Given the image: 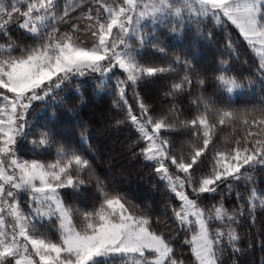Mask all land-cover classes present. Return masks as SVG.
Segmentation results:
<instances>
[{
	"label": "snow or ice",
	"instance_id": "1",
	"mask_svg": "<svg viewBox=\"0 0 264 264\" xmlns=\"http://www.w3.org/2000/svg\"><path fill=\"white\" fill-rule=\"evenodd\" d=\"M93 2L95 9L72 17L83 7L78 0H0V264H184L176 258L180 232L194 264H226V256L232 257L231 264H244L254 244L251 233L241 234L239 227L246 215L255 226L258 210L264 212V191L253 180L256 171H264V104L236 108L232 101L238 90L258 86L264 92V0ZM13 27L22 30L23 41L13 38ZM217 30L225 34L222 52L228 58L222 55L211 71L199 70L184 54L169 58L167 39L191 33L197 42L211 45ZM239 38L258 61L254 73L232 67L233 57L240 58ZM148 49L167 65L148 62ZM172 74L179 79L163 92L171 100L166 110L156 114L137 92L140 114H134L126 99L128 88ZM87 77L115 97L116 109L127 108L126 118L114 126L130 121L139 134L129 148L132 157L142 158L179 200L171 208L175 235L157 231L151 207L137 211L96 174L93 160L79 148L29 120L37 105L62 103L60 93ZM181 96L187 97L194 115L183 116L177 105ZM237 124L244 135L217 147L221 126L235 130ZM180 131L190 135L177 150L173 134ZM29 138L36 157L26 159L19 147ZM81 140L87 141L85 133ZM141 141L144 146L137 153ZM210 148V168L204 171ZM52 149V159L39 158ZM93 181L99 194L93 207L66 203L67 190L83 191ZM240 181L252 185L246 205L229 211L221 185L231 194L233 182ZM204 194H220L221 199L208 206L201 203ZM241 199L237 191V201ZM46 222L55 225V234L43 230ZM160 222L157 216L155 223ZM245 239L247 247L242 246ZM259 247L264 252V238Z\"/></svg>",
	"mask_w": 264,
	"mask_h": 264
},
{
	"label": "trees",
	"instance_id": "2",
	"mask_svg": "<svg viewBox=\"0 0 264 264\" xmlns=\"http://www.w3.org/2000/svg\"><path fill=\"white\" fill-rule=\"evenodd\" d=\"M83 4L82 8H78L76 12L71 13L72 17L80 16L82 12H87L89 7L95 9L96 5L93 0H78ZM84 23L81 27H84ZM64 30V29H62ZM233 31V39L238 38V32ZM167 32V30H165ZM13 38H19L21 41L25 39L22 30L13 27ZM82 38L91 43V37L81 34ZM2 42V41H0ZM29 43L31 41H28ZM169 46V58L174 54H184L194 59L196 67L201 71H211L219 63L221 56L227 59V55L222 52L225 43V34L216 31L215 43L209 45L207 43L197 42L191 33L181 38L177 36L165 41ZM240 47V58L237 60L233 57V69L242 74L254 73L258 65L256 57L248 50L246 43L242 38L238 39ZM148 62L158 65H167L168 61L161 59L159 54L153 55L151 49L146 53ZM247 61V63H245ZM118 71V70H117ZM173 79H179L172 75H164L153 80L142 82L137 89L131 87L127 90L126 99L128 106L133 110L134 114L139 115V103L135 93H139V97L149 106L156 109V114L162 110H166V105L171 100H165L163 92L167 90ZM79 86V90H77ZM211 91V87L209 88ZM64 98L62 103H57L54 107L37 105L36 111L28 118L37 121L38 125L51 128L56 139L65 144H72L80 149L85 155L93 160L96 174L104 179L111 187L122 193L128 201L136 206V210L146 209L149 206L152 210L154 227L157 231H163L166 235H175L177 226L173 222L171 208L179 205L173 193L165 188V185L159 180L151 167L145 165V162L132 157L129 148L138 139L139 134L127 121L115 127V121L125 119L127 108L118 110L113 106L115 97L109 95L107 91L101 92L96 88V82L92 77L81 78L73 81L69 89L61 92ZM220 103H224L220 99ZM233 106L236 108H251L252 106H261L264 104V92L257 86L253 89H245L233 96ZM178 107L182 108L183 116L194 115L195 109L190 108V102L186 96L178 97ZM182 116V118H183ZM244 129L237 124L235 130L231 126H221L217 132L216 146L225 147L235 138L244 135ZM82 133H85L87 141L81 140ZM190 134L180 131L173 134L176 141L174 147L178 150L182 146V142H186ZM28 141H23L19 147V153L23 158L31 159L36 157L32 145ZM144 146V142H140V146L135 148L139 153L140 147ZM38 152V150H37ZM55 149L48 153H41L39 158L50 160L54 156ZM179 154V152H177ZM213 151L210 148L205 157L202 170L207 171L210 168ZM199 171L197 175H199ZM255 187L264 191V171H256L253 176ZM234 190L229 194L226 187L221 185L220 192L224 197V205L229 210L238 209L241 203H245L248 193L252 185L245 186L244 181L233 182ZM189 193L191 189L187 190ZM237 191L241 194L242 199L237 201ZM65 196L66 203L73 208L90 209L98 202V192L96 191L95 182L80 192H72L67 190ZM221 199L218 194L213 198L210 194H204L201 203L211 206ZM160 218V223L156 224V217ZM50 234H55V225L45 223L44 229ZM241 234L245 232L251 233V239L254 244V251L246 253L244 264H264V252L259 247V240L264 238V212H257L255 226H252L251 217L247 215L239 227ZM261 233V235H257ZM191 233L187 234L190 238ZM186 238L184 232L179 233L176 245V258L184 261V264H194V258L188 245H184L182 241ZM248 240L243 241L242 246L247 247ZM229 249V253H230ZM232 257L226 256V264H231Z\"/></svg>",
	"mask_w": 264,
	"mask_h": 264
},
{
	"label": "rangeland",
	"instance_id": "3",
	"mask_svg": "<svg viewBox=\"0 0 264 264\" xmlns=\"http://www.w3.org/2000/svg\"><path fill=\"white\" fill-rule=\"evenodd\" d=\"M239 92H240V91L238 90L235 94H237V93H239ZM235 94H234V95H235ZM234 95H233V96H234ZM139 114H140V113H139ZM136 115H137V114H136ZM22 142H23V141H21V143H22ZM21 143H20V144H21ZM169 163H170V162H169ZM173 194H174V193H173ZM174 195H175V194H174ZM25 199H26V197H25ZM26 207H27V206L25 205V208H26Z\"/></svg>",
	"mask_w": 264,
	"mask_h": 264
}]
</instances>
